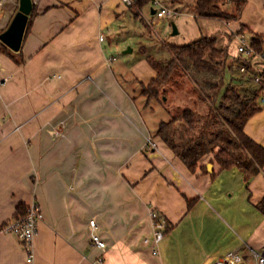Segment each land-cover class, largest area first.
Segmentation results:
<instances>
[{
	"label": "crops",
	"instance_id": "1",
	"mask_svg": "<svg viewBox=\"0 0 264 264\" xmlns=\"http://www.w3.org/2000/svg\"><path fill=\"white\" fill-rule=\"evenodd\" d=\"M17 4L5 0L0 32ZM32 4L15 60L0 42V226L31 201L42 219L32 262L14 235L0 231V264H97L99 256L101 264H210L229 252L255 264L252 251L264 252V213L256 207L264 167L245 178L205 156L206 171H189L152 136L145 98L135 94L154 70L144 60L142 74L127 56L110 53L127 41L129 22L144 23L145 5L137 18L120 0ZM235 23L233 31L243 24L264 34V0H247ZM263 95L264 86L244 131L264 146ZM149 208L168 223L157 253Z\"/></svg>",
	"mask_w": 264,
	"mask_h": 264
},
{
	"label": "trees",
	"instance_id": "2",
	"mask_svg": "<svg viewBox=\"0 0 264 264\" xmlns=\"http://www.w3.org/2000/svg\"><path fill=\"white\" fill-rule=\"evenodd\" d=\"M247 0H192L195 18L238 21ZM150 0H134L128 5L134 17ZM230 5V10L226 6ZM35 14L32 4L26 28ZM241 32L249 31L240 24ZM250 32L249 43L257 53L264 52V34ZM3 51L11 57L14 51L1 43ZM167 59H158L145 48L140 49L155 75L147 84L140 83L139 96L151 101L166 97V86L177 77L187 76L195 93L194 103L168 112L167 120L158 122L152 136L158 137L178 157L189 171L199 166L200 160L210 156L221 170L236 167L245 178L258 174L264 167V146L254 141L244 131L247 120L260 110L258 99L264 86V71H254L251 63L241 61L245 72L234 77L232 63H228L227 45L218 44L215 35H200L185 43H163ZM14 52V53H13ZM229 72V81H226ZM260 76L258 81L254 79ZM254 82V84L252 83ZM161 99V98H160ZM264 213V196L256 204ZM18 214V215H17ZM15 216L23 213L19 212Z\"/></svg>",
	"mask_w": 264,
	"mask_h": 264
},
{
	"label": "rangeland",
	"instance_id": "3",
	"mask_svg": "<svg viewBox=\"0 0 264 264\" xmlns=\"http://www.w3.org/2000/svg\"><path fill=\"white\" fill-rule=\"evenodd\" d=\"M192 0H175L174 3L169 0H160L166 6L176 8L181 12L180 16L172 19L159 18L149 12V5H145L142 11L144 23L136 21V25L129 22L130 35L125 38L124 44L120 45L119 51L112 50L111 54L118 58L125 55L128 61L134 62L139 68V72L144 74L149 68L144 61L143 54L140 49L145 48L147 52L158 59H167L168 52L163 47V43L167 41L185 43L199 35H215L218 39V44L221 46L227 45L229 51L228 63H232L234 68V77L239 76L236 66L241 61H249L251 68L258 71L262 68V63L257 58H250L247 60L243 55L238 54L237 46L239 45V38L242 35L246 42L249 41L250 32H241L240 27L238 30L233 31L232 26L236 25V21L225 22L217 19L208 18H193L190 16L192 12ZM128 6V5H127ZM230 5L226 6L230 10ZM172 24L177 25L178 33L171 34ZM141 46V47H140ZM131 48L132 51L122 53L124 50ZM116 51V52H115ZM120 54L119 56L116 53ZM3 53V52H2ZM14 53V52H13ZM3 56H6V54ZM10 56V55H9ZM13 60L16 56L11 57ZM226 81H229L230 74L226 72ZM254 83V82H253ZM166 97L162 96L159 101H151L146 108L143 109V115L149 122V127L153 130L156 129L157 124L161 120H167L169 117L168 112H175L178 108L185 105H192L194 103L195 93L188 77L185 75L177 77L171 84L165 87ZM135 94H138L140 87L136 86ZM146 103V99H145Z\"/></svg>",
	"mask_w": 264,
	"mask_h": 264
},
{
	"label": "built area",
	"instance_id": "4",
	"mask_svg": "<svg viewBox=\"0 0 264 264\" xmlns=\"http://www.w3.org/2000/svg\"><path fill=\"white\" fill-rule=\"evenodd\" d=\"M126 5H130L134 2V0H120ZM5 0H0V19L3 16ZM150 5L153 7L154 13L153 15L159 18H167L172 19L179 16V11L175 8L166 6L160 2V0H150ZM100 40L103 37H99ZM238 54L243 55L247 60L254 57L257 58L262 63V69L264 71V52L257 53L254 51L253 47L250 45L249 41L246 42L243 36L241 35L239 38V45L237 46ZM239 72H245V66L241 64V62L237 65ZM260 76H256L254 79L258 81ZM1 86V82H0ZM261 101H264V95L261 98ZM147 145L151 147H155L154 141L148 137L146 140ZM149 217L152 222L153 233H152V242L155 246L153 249V253H157V245L163 238L164 232L167 228V220L163 215H161L156 210L149 208ZM42 219V212L39 205L35 201H31L27 204L25 211L22 215L14 217L10 221L6 222L2 226H0V231L9 233L14 235L19 243L25 250L26 261L32 262L33 260V240L37 233V225L38 222ZM89 225L96 229V223L94 220L89 221ZM93 245L100 249H104V242L99 238L97 234L92 235ZM253 256L255 257V264H264V252L258 253L252 251ZM103 260L102 256L97 257L95 260L97 264H101ZM210 264H248L244 261L243 257L240 254L229 252L225 255V257L221 259H217Z\"/></svg>",
	"mask_w": 264,
	"mask_h": 264
},
{
	"label": "water",
	"instance_id": "5",
	"mask_svg": "<svg viewBox=\"0 0 264 264\" xmlns=\"http://www.w3.org/2000/svg\"><path fill=\"white\" fill-rule=\"evenodd\" d=\"M32 8V0H18L17 10L11 17L7 27L0 32V42L8 47L10 50L17 52L20 49L28 17ZM154 13V10L151 11ZM178 33L175 24H172L171 34ZM131 51L130 48L127 50ZM211 164H208V168Z\"/></svg>",
	"mask_w": 264,
	"mask_h": 264
}]
</instances>
